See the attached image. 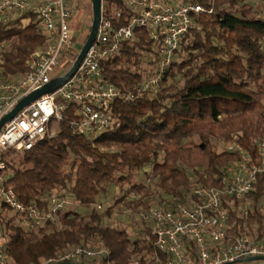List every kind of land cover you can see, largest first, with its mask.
Returning <instances> with one entry per match:
<instances>
[{
	"label": "trees",
	"instance_id": "trees-1",
	"mask_svg": "<svg viewBox=\"0 0 264 264\" xmlns=\"http://www.w3.org/2000/svg\"><path fill=\"white\" fill-rule=\"evenodd\" d=\"M184 1L205 10L165 69L158 92L117 100L115 124L96 137L74 133L64 119L57 136L9 155L8 183L22 202L41 204L53 192L66 193L73 201L55 221L32 230L0 214L10 264H60L76 246L106 250V264H154L156 256H166L155 244L151 223L137 220L147 208L140 206L151 199L163 204L176 195L183 197L193 184L220 187L238 151L218 152L215 139L238 143L259 161L256 138L264 135V14L258 5L264 0ZM110 4L126 15L120 23L126 24V5L122 0ZM22 23L0 22V78L22 76L30 54L46 42L36 22ZM137 35L120 55L101 64L104 79L125 93L147 79L144 64H152L154 73L159 63V56L149 54L152 41L147 32L137 29ZM141 173L144 182L138 181ZM112 186L119 195L105 206ZM133 192L140 194L127 208L140 224L135 235L124 223H105ZM250 198L248 230L263 238L264 173L258 175ZM237 214L232 215L239 220L235 231L244 230ZM80 264L90 263L83 257Z\"/></svg>",
	"mask_w": 264,
	"mask_h": 264
},
{
	"label": "built area",
	"instance_id": "built-area-1",
	"mask_svg": "<svg viewBox=\"0 0 264 264\" xmlns=\"http://www.w3.org/2000/svg\"><path fill=\"white\" fill-rule=\"evenodd\" d=\"M111 1L114 0H101L97 36L69 80L20 109L1 127L0 172L7 167L10 154L23 153L44 139L57 136L62 120L68 121L74 133L93 138L115 124L113 106L117 100L158 92L165 69L185 35L198 27L197 16L205 10L201 4L184 0H122L129 14L127 23L120 24L126 15ZM80 8V0H0V22L21 20L24 25L36 22L46 36L45 44L30 54L22 76L0 78V120L22 98L71 69L91 28L81 42V31L70 25L77 19ZM137 29L147 32L152 41L149 54L159 56V63L154 73L149 71L147 79L125 93L104 79L101 64L120 55L126 43L137 40ZM256 144L259 161L238 143L227 144L226 150L238 151V157L223 174L220 187L193 184L183 197L176 195L139 214L140 220L151 223L155 244L166 256L165 259L156 256L154 264H238L246 262L238 260L264 256V237L258 238L248 230L250 195L258 175L264 173V138ZM72 203L66 193L53 192L41 204H25L8 181L0 183V206L12 209L25 230L55 221L57 213ZM233 212L242 218L244 230L235 231L239 220L232 217ZM6 237L0 223V264H10L4 249ZM106 254V250L76 246L62 260L63 263H79L83 257L103 260Z\"/></svg>",
	"mask_w": 264,
	"mask_h": 264
},
{
	"label": "rangeland",
	"instance_id": "rangeland-1",
	"mask_svg": "<svg viewBox=\"0 0 264 264\" xmlns=\"http://www.w3.org/2000/svg\"><path fill=\"white\" fill-rule=\"evenodd\" d=\"M80 1H81V8H80L79 14L77 16V19L75 21H72L70 23V25L76 31H79V32L81 31V35L79 37V40L81 42H83V40L85 38V34H86L85 32H86V30H88L91 27V24H92L93 11H92V2H91V0H80ZM258 9L260 10V12L262 14H264V4L258 5ZM77 56H76V58H77ZM144 67L147 69L148 72L151 71V69L153 70V65L152 64L151 65L150 64H144ZM261 138H264V135L258 136L256 138V141H258ZM215 143L217 144V151L218 152H223V151L226 150V146L230 142H226L224 140H216L215 139ZM146 168L148 169L149 167L147 166ZM11 176H12L11 169L6 167L5 169H3L0 172V183L2 184V183H4V181H8ZM145 179H146V176H144V173H141L139 175L138 181L142 180L144 182ZM154 183H155L154 181H151L150 184L152 185L153 189L156 190V188L154 186ZM156 192L159 193L158 190ZM118 195H119V190L115 189V187L112 186L111 187V192L108 195V197L106 198V200H109V201H107L104 205L105 206H109V204L111 203L110 201H112L115 196L118 197ZM139 198H140V194H138L137 192H133L129 196L125 197V200L121 203V206L118 207V208H121V209L117 208V210L112 214L111 217H107L105 219V223H107V224H111V223H114V224L121 223V224H123L124 223V226H126L130 230L131 234L135 235L136 234L135 231H137V228L139 227L140 224L139 223L136 224V222L134 221V218L130 215V212L127 210V208L133 207L131 205V203L134 200H137ZM129 201H132V202H129ZM104 205H103L102 208H104ZM156 205H160V202L157 199H151L149 204L144 205V206H140L139 208L140 209H143L145 207L150 208L151 206H156ZM0 214L1 215H6L7 218H11L15 223H18V221H17L18 219H17L16 215H14L15 212L12 209H10L9 207H7V206H5V207L4 206H0ZM137 218H138L137 220L140 223H143V221L140 220L139 217H137ZM148 223H150V222H148ZM133 227L135 228V230L133 229ZM151 231H152V228H151ZM152 234H153V232H152ZM101 250H104V249H101ZM85 261L87 263H90V264H106V263H103L102 259L99 258V257H85ZM43 264H51V261H46ZM79 264H80V261H79ZM238 264H264V259L251 260V261L247 260L246 262H241V263H238Z\"/></svg>",
	"mask_w": 264,
	"mask_h": 264
},
{
	"label": "water",
	"instance_id": "water-1",
	"mask_svg": "<svg viewBox=\"0 0 264 264\" xmlns=\"http://www.w3.org/2000/svg\"><path fill=\"white\" fill-rule=\"evenodd\" d=\"M92 2V11H93V19H92V24L90 28V33L88 34V38L83 45L75 63L71 67V69L63 76L59 78H54L51 80L48 84L44 85L40 89H37L36 91L34 90L33 92L29 93L27 96L22 98L19 103L14 107V109L6 114L1 120H0V129L4 125L5 122L8 120L12 119L15 114L25 107L26 105L32 103L35 99L39 98L41 95H44L46 93H50L53 90H56L58 87L63 85L66 81L69 80V78L75 73L79 65L81 64L87 50L89 47L92 45L94 42L97 32H98V27L100 23V18H101V0H91ZM258 259H264V256H255V257H249L245 258L243 260H238V261H251V260H258ZM60 264H79L77 262H64ZM227 264V263H224Z\"/></svg>",
	"mask_w": 264,
	"mask_h": 264
}]
</instances>
